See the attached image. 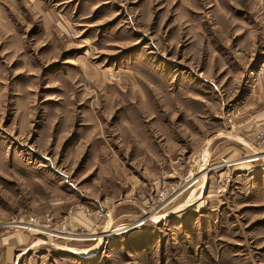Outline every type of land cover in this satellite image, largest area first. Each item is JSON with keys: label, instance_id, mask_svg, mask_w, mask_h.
<instances>
[{"label": "rangeland", "instance_id": "374dc122", "mask_svg": "<svg viewBox=\"0 0 264 264\" xmlns=\"http://www.w3.org/2000/svg\"><path fill=\"white\" fill-rule=\"evenodd\" d=\"M262 67L264 0H0V223L130 226L0 227L15 264H264V161L182 189L254 142Z\"/></svg>", "mask_w": 264, "mask_h": 264}, {"label": "built area", "instance_id": "2783aa9c", "mask_svg": "<svg viewBox=\"0 0 264 264\" xmlns=\"http://www.w3.org/2000/svg\"><path fill=\"white\" fill-rule=\"evenodd\" d=\"M262 75H264V67L260 68L259 70ZM252 152L249 155H242L241 158L239 159H232V160H227L226 158L221 159L220 162H216L211 164L208 167L202 168L199 173H196L192 176H188L184 182H183V190L190 188L194 185H196L203 176H205L207 173L210 175L212 171H216L217 169H224V172H228L231 169H234V165L240 164V163H256L260 160L264 161V131L258 129L255 134L254 142H252ZM231 168V169H230ZM226 180L228 178L226 177ZM167 191V190H165ZM96 213L97 217H103L104 213L101 211H97ZM150 219V216H143L141 220L135 221L133 223L134 225L131 227H138L141 226ZM51 216L47 211L42 213L40 217L38 216H28L26 218L18 217L16 219L11 220L8 223H0V227L3 228H11L14 230H25L27 232H34V233H48L50 235L59 237V238H64L66 240H76V239H81V240H76V241H97V242H102L104 240H108L112 236H114L118 232H123L122 230L130 228V226L124 227L122 229H110L109 227H105L102 232H92L89 230H86L84 233H78L76 230H71V231H65V224L62 225L61 222L58 224H54L51 227ZM67 227V226H66ZM108 228V229H106ZM59 229V231H57ZM63 235H60L62 233ZM70 239H67L68 237Z\"/></svg>", "mask_w": 264, "mask_h": 264}, {"label": "crops", "instance_id": "0c3cea01", "mask_svg": "<svg viewBox=\"0 0 264 264\" xmlns=\"http://www.w3.org/2000/svg\"><path fill=\"white\" fill-rule=\"evenodd\" d=\"M256 106H257L256 110L251 111L249 108L247 113L243 112V116H244L243 120L244 121H243L242 127L246 131L250 132L248 134V136H249L248 139H251V141L254 139L256 131L258 129L264 131V104L261 106L259 104H256ZM251 145H252V143L250 142L249 145L247 147H245V149L243 150L244 155H249L252 152V146ZM231 152H232L231 153L232 157L233 158L236 157L235 152L233 150H231ZM78 206H80V205H78ZM115 210H118V209H114V210L112 209V210H109V212H108L107 218L108 219L110 218L109 222H111V224H113L114 220H117L121 217H126V215L128 214L126 212H120V211H115ZM85 212L81 209H78L77 211L72 212V215H73V217H76L79 220L87 222L88 219L86 218L87 216H86ZM65 216H63V217L65 219H67L68 222H70L71 224H72V222H74L72 216L68 217V218H66ZM113 216H115V218H113ZM107 225H109V224H107ZM28 241H27V236H26V238H24V237L19 236V235H10V236H7L5 238L3 237L2 239H0V264H15V258H16L15 256L20 255L21 253H17V254L13 253V249H15L14 247L18 244H24V243L26 244ZM31 243H32V241L29 242V244H31ZM39 243H41V242H39ZM20 251H21V249H20Z\"/></svg>", "mask_w": 264, "mask_h": 264}]
</instances>
